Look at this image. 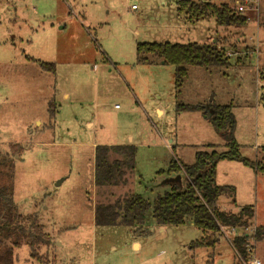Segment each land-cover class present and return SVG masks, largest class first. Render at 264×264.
Segmentation results:
<instances>
[{"label": "rangeland", "instance_id": "obj_1", "mask_svg": "<svg viewBox=\"0 0 264 264\" xmlns=\"http://www.w3.org/2000/svg\"><path fill=\"white\" fill-rule=\"evenodd\" d=\"M262 9L259 0L245 13V26L230 27L212 15L191 21L178 0H0V154L15 163L14 179L0 172V184L13 182L20 213L36 217L54 239L40 249L42 262L23 244L14 264H243L223 233L212 247L192 248L206 234L190 222L158 226L150 218L149 233L140 234L96 225L94 211L98 202L132 193L153 201L169 187L158 180L171 159L192 164L199 151L227 150L204 111L178 112V104H231L241 153L251 160L263 155ZM223 36L224 48L238 39L233 46L241 52L227 67L190 66L179 92L174 65L137 61L141 42L212 43ZM97 145L136 147L127 184H95ZM221 166V180L236 192L219 206H252L250 225H264V176L240 162ZM256 252L263 260L264 240Z\"/></svg>", "mask_w": 264, "mask_h": 264}, {"label": "trees", "instance_id": "obj_2", "mask_svg": "<svg viewBox=\"0 0 264 264\" xmlns=\"http://www.w3.org/2000/svg\"><path fill=\"white\" fill-rule=\"evenodd\" d=\"M178 11L186 12L191 21L203 19L209 15L216 18L221 26H245L249 17L240 14L228 4H214L210 0L200 3L191 0H178ZM137 61L143 64H154L158 60L176 68V89L179 92L188 77L190 66L227 67L230 56L226 48L219 43H174L141 42L137 46ZM158 59V60H157ZM48 71H55V64L40 63ZM260 77L264 79V71ZM50 103V111L52 110ZM208 107V108H207ZM204 105L178 104L177 111L202 110L211 120L213 126L226 140L227 150L218 152L199 151L192 164H183L176 158L169 162L168 169L160 170L159 175L172 178L168 189L159 193L153 201L140 193L116 197L107 202L95 205L96 225H123L133 229L135 233H149L147 223L158 226H180L190 222L201 229L206 236L191 243L192 248L212 247L217 235L222 234V227H246L255 216L252 206H245L237 212L222 209L219 199L228 195L235 197L233 185H219L216 181L217 166L220 161H238L251 167L256 173L264 176L263 155L251 160L241 153V147L234 133L236 119L231 104L210 103ZM57 109L55 110V114ZM52 111V115L55 117ZM113 153L120 155L113 158ZM136 147L132 145H97L95 149V184L98 187L121 186L128 182L129 171H134ZM6 167L9 171H3ZM15 163L9 154H0V172L14 179ZM182 177L185 178L183 183ZM256 242L264 240V225L257 226ZM247 236H236L233 240L235 248L246 256ZM52 243L51 236L45 232L44 226L38 224L37 218L24 216L14 200L13 182L0 184V264H14L16 248L27 244L31 249V257L43 261L39 251L43 246Z\"/></svg>", "mask_w": 264, "mask_h": 264}, {"label": "built area", "instance_id": "obj_3", "mask_svg": "<svg viewBox=\"0 0 264 264\" xmlns=\"http://www.w3.org/2000/svg\"><path fill=\"white\" fill-rule=\"evenodd\" d=\"M259 0H234V6H232L236 12L240 14H245L248 9L251 8V6L258 5ZM135 8V6L133 7ZM256 225H249L246 227H237V226H231V227H222V233L228 238V240L231 242V244L234 246L233 240L236 236H247V243H246V249L247 254L246 256H243L236 248L235 251L238 255L239 260L243 264H264V262L261 260V258L258 257L256 253V240H255V232H256ZM228 231L231 233H234L235 236L231 238L228 234Z\"/></svg>", "mask_w": 264, "mask_h": 264}, {"label": "crops", "instance_id": "obj_4", "mask_svg": "<svg viewBox=\"0 0 264 264\" xmlns=\"http://www.w3.org/2000/svg\"><path fill=\"white\" fill-rule=\"evenodd\" d=\"M263 10V13H264V9H262ZM232 35V34H231ZM221 39V40H220ZM220 39H218L216 42H214V43H219V44H221V45H223L222 43L224 42L223 41V39H225V36H223V37H220ZM235 41L236 42H241V41H239L238 39H236V40H231V45L232 46H230L231 48H227L226 50H227V54L229 55V56H231L232 55V53H237V52H241L240 51V47L238 48V47H236V46H233L234 44H235ZM213 43V42H212ZM233 47V48H232ZM232 49H234V50H232ZM229 50H231V51H229ZM248 50H250L249 52H252L253 51V47H250L249 46V48H248ZM158 112H159V114L160 115H163V110L161 109V108H158ZM161 112V113H160ZM227 141V140H226ZM109 146H112V145H109ZM226 146H227V142H226ZM178 160V159H177ZM223 162H225V161H220L219 163H218V166H217V177H216V181H217V183L219 184V185H230V184H228V183H224V181L225 180H221V173H222V169L224 170V168H221L222 166H221V163H223ZM228 162H230V163H239L238 161H228ZM241 163V162H240ZM224 173V172H223ZM160 176V175H159ZM163 177H162V179H160V180H158L159 182H161V186H168V183L171 181L172 182V178H167L166 177V175H165V177H164V175H162ZM227 182V181H226ZM159 188V187H158ZM94 215H95V211H94ZM52 241H54V239L52 238ZM231 243V242H230ZM134 245L136 246V248L138 249V248H140V242H138V241H135V243H134ZM232 245V244H231ZM233 246V245H232ZM235 249V248H234ZM257 253V252H256ZM262 260V259H261ZM264 260V259H263ZM262 260V261H263ZM264 262V261H263Z\"/></svg>", "mask_w": 264, "mask_h": 264}]
</instances>
